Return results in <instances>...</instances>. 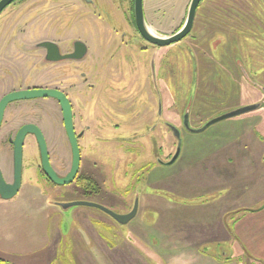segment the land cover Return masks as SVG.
I'll list each match as a JSON object with an SVG mask.
<instances>
[{
    "label": "rangeland",
    "instance_id": "rangeland-1",
    "mask_svg": "<svg viewBox=\"0 0 264 264\" xmlns=\"http://www.w3.org/2000/svg\"><path fill=\"white\" fill-rule=\"evenodd\" d=\"M190 1L143 0L148 29L174 34ZM133 18V0H14L1 11L0 48L21 75L0 76V93L59 86L84 135L79 177L67 185L38 171L35 139L25 138L21 186L0 199V264H254L234 224L264 209V0H202L190 32L163 46L142 39ZM43 40L63 52L81 40L88 51L52 63ZM23 110L19 122L41 125L64 173L70 142L59 109L36 98ZM172 127L180 154L166 164L177 149ZM80 199L119 214L136 199L138 208L121 224L95 207L54 204Z\"/></svg>",
    "mask_w": 264,
    "mask_h": 264
},
{
    "label": "water",
    "instance_id": "water-1",
    "mask_svg": "<svg viewBox=\"0 0 264 264\" xmlns=\"http://www.w3.org/2000/svg\"><path fill=\"white\" fill-rule=\"evenodd\" d=\"M12 1L14 0H0V13L3 10V8H5ZM200 1L201 0H191L190 1L186 20L184 24L182 25V27L177 32L169 36H158L152 33L146 25L144 10H143V0H134V16H135L136 27L138 31L140 32V34L146 40H148L149 42L153 44L159 45V46L169 45L173 42L179 41L190 32L193 26V23H194L196 8ZM37 46L46 48L47 58L49 60H54V61L61 60V59H68V58L80 59L84 56V54L87 51V47L85 43L82 42L81 40H76L74 42L73 44L74 51L72 53H67L64 55H60L57 44L52 41H49V40L41 41L37 43ZM35 97H54L59 101L61 105V109H62L64 128H65V131H66V134H67V137L70 142L71 149H72V166H71L69 173L65 176L61 177L58 174H56V172L52 169L50 165L47 146H46V142H45L42 132L34 124H25L19 129L15 138L12 140L13 162H14V181L13 183L12 184L6 183L2 177V174L0 173V195L3 199H9L13 197L20 188L23 143H24L25 135L28 132H31L35 135L36 140L39 145V149H40L42 168L45 171L46 175L54 183L59 184V185L70 183L76 177V174L79 169L80 151H79V146L77 142V136L75 134L74 126H73L72 108H71L68 98L61 91L56 90V89L34 88V89H24V90L14 91V92L7 94L0 101V124L2 121L4 107L9 101H12L15 99H28V98H35ZM259 106H260V103L258 102V103H253L250 105H246V106L234 109L232 111H229L227 113H224L218 117H215L209 120L203 126L199 128H195V129H192V128L190 129L189 124H188L187 115H186L184 118V124L191 131L200 132L204 130L205 128H207L209 125L213 124L214 122H217L224 118L243 114L248 111H252L254 109H257ZM172 130L178 141L177 149L175 153L173 154V156L171 157V159L166 162V164L174 163L180 154V144H181L180 132L178 131V129H176V127H172ZM57 204L61 209H67L68 207L75 206V205H86V206L95 207V208L102 210L104 213L108 214L114 220H116L117 222L121 224L127 223L131 218H133L136 215L137 208H138L137 199L134 201L132 209L128 213H123V214L116 213L102 204L92 202L89 200L80 199V200H74L71 202L57 203Z\"/></svg>",
    "mask_w": 264,
    "mask_h": 264
},
{
    "label": "flooded vegetation",
    "instance_id": "flooded-vegetation-1",
    "mask_svg": "<svg viewBox=\"0 0 264 264\" xmlns=\"http://www.w3.org/2000/svg\"><path fill=\"white\" fill-rule=\"evenodd\" d=\"M86 2H90L92 3V0H85ZM202 1V0H201ZM201 1L199 2V4L201 3ZM13 2V1H12ZM198 4V6H199ZM197 6V8H198ZM196 8V10H197ZM4 9V8H3ZM144 10V9H143ZM196 15V13H195ZM133 16H134V0H133ZM134 25H135V28L137 30V32L139 33V36H141L142 39H145L141 34L140 32L138 31L137 27H136V23H135V16H134ZM146 40V39H145ZM43 41H46V40H43ZM51 41V40H49ZM76 41V40H75ZM74 41V42H75ZM148 41V40H146ZM41 42V41H40ZM54 42V41H52ZM73 42V44H74ZM83 42V41H82ZM149 42V41H148ZM56 43V42H54ZM151 43V42H150ZM57 46H58V50L60 52V55H64V54H67V53H72L74 51V46L72 44V49L70 51H67V52H63L61 49H60V46L58 45V43H56ZM153 44V43H152ZM86 45V44H85ZM156 45V44H155ZM87 47V46H86ZM44 50V59L48 62H52V63H57L59 61H65V60H70V61H80L81 59H83L85 57V55L87 54V51H88V48H87V51L86 53L84 54V56L80 59H72V58H68V59H61V60H57V61H54V60H49L47 58V49L44 48V47H40ZM8 54L5 52V50L1 49L0 48V76L2 77H7L9 75L10 78H14V79H17L19 77V75H21V71H20V68L18 67L17 64H9L8 63ZM239 67H241V65L239 64ZM52 78H56L55 77V73L52 74ZM56 80V79H55ZM54 80V82H55ZM8 88V87H7ZM34 88H44V89H56V90H59L61 91L62 93L65 94V96L68 98L69 102H70V105H71V108H72V120H73V103L70 101V98L69 96L67 95L66 91H64V89H62L61 87L59 86H49V85H46V86H39V85H33V86H26V87H12L10 89L9 87V90H6L4 92H1L0 93V101L1 99L6 96L7 94L11 93V92H14V91H19V90H24V89H34ZM36 98H49V100H51L53 102V105L54 107L56 106V108L59 109L60 111V114H61V121H62V125H63V128H64V123H63V115H62V109H61V105L59 103V101L54 98V97H35V98H28V99H15V100H12V101H9L5 107H4V110H3V116H2V121H1V124H0V132L2 130H4L5 132V135L7 136L6 137V141L4 143V147L8 146L10 148V160H9V169L7 170L1 163V160H0V173L2 174V177L4 179V181L8 184H12L13 181H14V162H13V143H12V140L15 138L17 132L19 131V129L25 125V124H34L36 125L40 131L42 132L43 134V129L41 127V125L39 123H37L36 121H27V122H19V121H22V117L24 115V110H23V103H25V101L27 100H30V99H36ZM260 107V106H259ZM73 126H74V123H73ZM169 127V126H168ZM65 130V128H64ZM74 131H75V128H74ZM66 132V131H65ZM75 134L77 136V142L78 140L84 135V132L83 130L79 131L78 133H76L75 131ZM28 135H31L34 137L35 139V143H36V146H37V150H38V157H39V165H38V171H40L41 174H43V176L50 182L54 183L45 173V171L43 170L42 168V164H41V155H40V149H39V145H38V142L36 140V137L33 133L31 132H28L26 135H25V138L28 136ZM44 136V134H43ZM24 142H25V139H24ZM46 142V141H45ZM25 144L23 143V146ZM47 146V145H46ZM78 146H79V143H78ZM47 151H48V147H47ZM79 151H80V164H79V169H78V172L76 174V177L68 184H71L72 182H74L78 177H79V171H80V167H81V148L79 146ZM48 157H49V161H50V165L52 167V169L56 172V174H58L59 176L63 177L65 175H67L71 169V166H72V149H71V145H70V164H69V167L68 169L64 172V173H60L59 170H57V168L52 165L51 163V160H50V154L48 152ZM21 182H22V170H21ZM56 184V183H54ZM59 185V184H57ZM65 185V184H64ZM67 185V184H66ZM21 186V185H20ZM0 199H3L0 195ZM55 205H58L57 203H54Z\"/></svg>",
    "mask_w": 264,
    "mask_h": 264
},
{
    "label": "crops",
    "instance_id": "crops-1",
    "mask_svg": "<svg viewBox=\"0 0 264 264\" xmlns=\"http://www.w3.org/2000/svg\"><path fill=\"white\" fill-rule=\"evenodd\" d=\"M0 160L2 165L9 162L10 148L8 146L0 151ZM257 222L259 225L256 228L255 223ZM234 226L238 236L247 246L249 254L253 257V263H264V209L257 216L255 213L246 212L235 222ZM4 262V264L9 263L7 260Z\"/></svg>",
    "mask_w": 264,
    "mask_h": 264
},
{
    "label": "trees",
    "instance_id": "trees-1",
    "mask_svg": "<svg viewBox=\"0 0 264 264\" xmlns=\"http://www.w3.org/2000/svg\"><path fill=\"white\" fill-rule=\"evenodd\" d=\"M92 182H93L92 180H89V182H88V183H89L90 185H92V186H93V185H94V183H92Z\"/></svg>",
    "mask_w": 264,
    "mask_h": 264
}]
</instances>
